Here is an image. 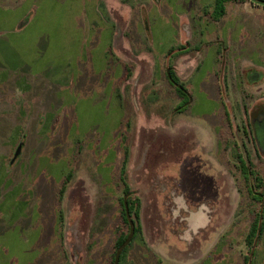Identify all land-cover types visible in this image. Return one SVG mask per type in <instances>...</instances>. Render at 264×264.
Returning a JSON list of instances; mask_svg holds the SVG:
<instances>
[{
  "label": "rangeland",
  "instance_id": "1",
  "mask_svg": "<svg viewBox=\"0 0 264 264\" xmlns=\"http://www.w3.org/2000/svg\"><path fill=\"white\" fill-rule=\"evenodd\" d=\"M215 7L0 0V264H264V0Z\"/></svg>",
  "mask_w": 264,
  "mask_h": 264
},
{
  "label": "trees",
  "instance_id": "2",
  "mask_svg": "<svg viewBox=\"0 0 264 264\" xmlns=\"http://www.w3.org/2000/svg\"><path fill=\"white\" fill-rule=\"evenodd\" d=\"M227 1L228 0H216V7L214 10L215 11L214 18L216 20H219L224 16L225 11H226L225 4ZM169 77H170L172 83H174V84L180 83L177 75L175 74V72L173 70H170ZM181 89L183 90V87H181ZM60 192L63 195L64 187L61 188ZM121 202H122V206H123L122 215H123L124 224H127L129 226V221L127 218V214L129 213L128 212L129 211V205H131V207L135 206V208H136L135 216L139 219L140 218V207H141L140 199L135 198L132 200V198H127L126 200L122 199ZM120 231H121V234H120V237H119V240H118L116 246L120 249H123V247L127 244L128 239H127V234L125 233V230H120ZM252 237H253V234H251L249 236V243L250 244H251Z\"/></svg>",
  "mask_w": 264,
  "mask_h": 264
},
{
  "label": "water",
  "instance_id": "3",
  "mask_svg": "<svg viewBox=\"0 0 264 264\" xmlns=\"http://www.w3.org/2000/svg\"><path fill=\"white\" fill-rule=\"evenodd\" d=\"M20 152H21V147H19V149L17 150L15 157L19 156Z\"/></svg>",
  "mask_w": 264,
  "mask_h": 264
}]
</instances>
